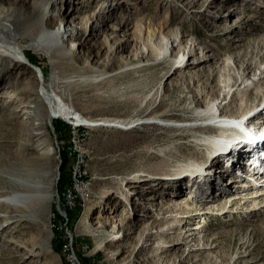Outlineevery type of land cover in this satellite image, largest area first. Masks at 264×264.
Masks as SVG:
<instances>
[{"label": "rangeland", "instance_id": "374dc122", "mask_svg": "<svg viewBox=\"0 0 264 264\" xmlns=\"http://www.w3.org/2000/svg\"><path fill=\"white\" fill-rule=\"evenodd\" d=\"M47 1L0 0L2 15L11 13L13 16V32L24 55L27 59L28 54L32 55L47 66V74L43 75L42 82L37 78L35 69L24 63L9 75L0 71V173L4 175L3 178L29 173L33 180L42 183L47 194L37 219L31 215L25 217L27 221L14 217L9 220L12 224L4 227L6 212L0 208V264H65V258L70 264H77V260L84 264L78 256L88 258V264H264V205L261 206L264 201L262 203L261 198L256 201L257 211L252 214H248V210L254 207L250 202L244 207L240 204L228 207L230 199L239 195L236 192L240 189L236 186V189L227 191V194H233L228 198L216 192L213 193L216 197L208 199V195L201 193L204 188L194 189V198L198 196L196 202L191 209L179 213L173 206L166 208V202L162 203L172 197H169L168 191H164L166 186L174 193H186L197 182L203 187L213 182L216 186H226L229 173L217 171V175H214L205 171L201 178H196L194 171L203 168L200 161L189 169L176 167L175 161L171 163L174 160L171 154H180L181 151L191 154L195 150V147H191L195 142L194 137L210 130L203 128L202 124L191 123L194 120L190 119L197 117L195 105L201 108L212 98L211 90L215 89L216 84L212 77L221 84L229 73L233 80L235 77L240 82L242 68L247 63H253V67L256 61L264 60V47H261L263 44L260 40L264 35V0H135L137 4L134 5L128 1L115 4L116 0H109L112 2L109 10L101 13H98L97 7L99 0H61L56 5H49L50 14L45 20V27L52 29L62 20L70 22L75 18L77 25L82 27L81 31H85L92 17L105 22L106 27L88 41L84 37L64 39V48H71L69 45L75 39L80 43L79 48L74 45L73 50L62 55L53 47L51 58L42 52V46L40 50L28 45L30 36L34 38L39 29L38 20ZM57 6L61 12L53 15ZM145 15L152 19L153 24L166 19L167 30L178 33L179 43L173 47L171 56L174 61L171 63L166 57L153 68L140 65L133 72L126 69L127 66L143 64L155 57L154 51L148 50L151 45L143 29ZM107 26H114L116 31L112 33ZM25 32H29L30 36ZM122 36L133 39L137 45L135 47H140L144 53L135 58L130 54L131 47L118 54L110 52L114 47V37ZM151 42L155 43L156 40ZM183 46H187L183 60L188 59V64L172 72V64L181 59V53H176ZM108 54L113 61L104 68L102 61ZM217 58L228 59V62L231 60V68L227 70ZM262 67L264 69V65ZM249 69L251 80L248 82L252 85L259 74L257 70L258 75L254 77ZM16 74L19 82L22 83L23 79L30 81V88L26 92H16L15 98L10 100L4 96L5 92L15 89L9 84ZM199 74L202 78L194 82ZM228 78L226 82L232 83V79ZM42 84L58 97L56 99L61 97L78 116L85 119L131 121L148 113L162 118L159 114L167 112L172 115L171 123L174 125L161 124L164 119L160 118L154 123L132 124L122 129L83 125L75 131L73 125H69L68 134H57L53 121L48 122L45 104H42L37 92ZM238 89L246 91L239 97L252 99L258 89L264 90V78L254 85L251 92L243 84ZM232 90L234 88L226 97L229 100L226 104V100L221 105V99L217 101L218 109L214 110L217 118L226 119L228 110L242 109L239 100H230ZM222 91L226 93L228 88ZM263 99L259 98L256 102L257 108L264 103ZM55 120L68 122L60 117ZM255 120L247 123L259 125V120ZM228 122L230 128L240 126L233 119ZM196 123L199 124L200 120ZM225 132L228 131L225 129ZM247 139L243 138L232 148L223 147L220 150L227 152L231 149L234 154L237 151L235 148L241 145L244 152ZM73 140H76L75 149L79 153L77 161L82 159L85 163L88 182L87 186H80V197L76 199V204L79 203L81 211L72 225L73 230H70L66 227L70 210L61 205L57 188L62 151L74 162L75 151H70L74 149L71 144ZM220 150L213 153L214 158L210 159L209 165L214 167L212 163L217 159L224 161V167L236 171L233 165L240 162L242 152L229 160L228 154L219 155L223 152ZM205 154L201 152V160L207 159ZM164 157L169 158L170 163H165ZM162 161L165 163L161 167L163 169L178 168L176 183L163 181L152 192L151 187H147L148 180L134 182V175L149 178L147 174L156 171ZM208 171L212 172L210 169ZM3 178H0V190L10 191L8 182ZM185 178L192 179L190 186L183 183ZM240 188L244 189L242 186ZM121 192L125 195L123 199ZM252 192L246 196H251ZM239 200L241 202L243 197ZM208 201L215 206L214 213L209 211V205L206 206ZM57 202L65 213H59ZM224 207L227 209L225 212ZM54 210L63 218L62 226L66 232V243L61 253L53 250L52 242L57 228L54 225ZM206 210L209 212L204 213ZM192 214V219H187ZM167 217L171 218L168 225L163 222ZM119 220L125 224L123 227L119 226ZM152 221L154 225H151ZM81 223L87 226L86 229H93L95 234L87 231ZM172 224L174 228L165 230L164 234L161 232ZM193 225L197 227L191 230ZM43 227H48L49 231L42 232ZM147 233L151 234L149 238ZM98 242H101V246L96 247ZM152 254L153 257L150 256Z\"/></svg>", "mask_w": 264, "mask_h": 264}, {"label": "bare ground", "instance_id": "6f19581e", "mask_svg": "<svg viewBox=\"0 0 264 264\" xmlns=\"http://www.w3.org/2000/svg\"><path fill=\"white\" fill-rule=\"evenodd\" d=\"M58 1L60 2L61 0H48L47 3L45 4V6L43 7V11L40 14V18L38 20L39 29L37 30L34 38H32L30 36L29 32L24 33L26 35H29L31 38V42L28 45L31 47L36 46L39 49L42 46L43 47L42 52L45 53L46 55H48L49 58H51L50 55H51V50L53 49V47H56L57 52L59 54H62V55L68 54L69 51L73 50L75 47L79 48L78 45L80 43L77 42L76 39L73 41V43H71V45H69L71 48H64V45H63L64 39H66V38H77V39H79V37H82V38L84 37V40L88 41L90 38L97 36L100 33H102L106 27L105 22H103L102 20H96L93 17H92V20L89 24V28L85 29V31L84 30L81 31L82 27L77 25V23L75 22V18L73 20L71 19L70 22H68V21L62 22L63 21L62 20L56 25V27H54L52 29L45 27V20L50 14L48 7L50 4L56 5V3H58ZM122 1H128L129 4H133V5L137 4L135 0H133L135 2H133L132 0H116L115 4L121 3ZM111 4H112V2H110L109 0H99V4L97 5V7L99 8L98 13L105 12V11L109 10V7L111 6ZM115 4H113V5H115ZM60 12H61V8H58V6H57V9H55V11L53 12V15H56V14L58 15V14H60ZM12 19H13V16L11 13H7V15H5V14L2 15L1 10H0V71H2V73H4L5 75H9L10 73H12V71L16 67L21 66V64H23L25 59L27 58V56L24 55L23 49H21L17 43L16 34H14V32H13V27H15V26H14V23L11 22ZM143 21H144L143 29H145V32L147 33V36L150 40L149 45H151L148 50L154 51L155 57H154V59H152V61H146L143 64H139V65L132 64L130 66H127L126 69H130L133 72L137 71L138 68L140 67V65H141V67L147 66L149 68H153V67H155V65H157L160 62L161 59H164L166 57H169V60L171 63V61H174L173 60L174 57L171 56V53L173 51V47L175 46V44L179 43L178 33H174L171 30H167L168 29L167 28L168 27V21L166 19H163L162 21H159L156 24H153L152 19L145 15ZM123 25H124V23H123ZM30 26H32V24ZM107 27H109L113 31L112 33H114L116 31V29L113 28L114 26H107ZM25 31H27V29H25ZM263 36H262V38L260 37L261 38L260 40H262V44H263L261 47H264V37ZM151 40H153V41L156 40L155 43L159 44V47L157 48L156 44L154 42H151ZM256 40L258 41V39H256ZM133 41L134 40L130 39L129 37H125V38L123 36L122 37H114V47H112L113 51L110 49L111 50L110 52H112V53L114 52L115 54H118V53H121L122 51L127 50L129 47H131V52H130L131 56L138 58L139 55H142L144 53V50L141 49L140 47L139 48L135 47L137 45H135V42L133 43ZM74 45H75V47H74ZM186 47L187 46L181 47L180 50L178 51V53H176V55L181 53V59L179 62H174L172 64L171 68L172 67L174 68L172 70V72H174L178 68H184L187 66L188 59H187V61L183 60L185 57ZM212 49H213V47H212ZM260 49L262 50V48H260ZM220 60H221L222 66L226 67L227 70H229L231 68V66H230L231 60L228 62V59H224V58L218 59V61H220ZM112 61H113L112 56L110 58L109 54L106 55V57L102 61V62H104L103 63L104 68H107L109 65H111ZM250 63H247L242 68V74L243 75H240V78H241L240 82H238V78H235V77L233 80V78H231L229 76V73H227V75L229 78L232 79V83L226 82V80L228 78L227 77V78H224L223 83L219 84V81L215 80V78L212 77V81H214V84L216 83L215 89L211 90V91H213L211 93L212 98L209 99V101H207L204 106H201V108H200V105H195V108L197 109V113L195 115H197V117H199V118L194 117V118L190 119V120H194V122L191 121V123H196V122H198V120H200V124H202V127L210 129L209 130L210 133H213V134H210L208 131L205 134L201 133L200 135L195 136L193 139L195 142H193V144L191 145V147H195V150L193 152L191 151V154H188V153L184 154L182 151L180 152V154H176V152H175V153L171 154V158L174 159L173 161H171L169 158H165V157L163 160L165 163H170V161H171V163H174V161H175L176 167L182 166V167H188V169L190 167H193V165L196 164V162L200 161L199 164H203L202 165L203 168L200 169L199 171H196L198 173L196 175V178H199V177L201 178V176L204 174L205 171H206V173L210 172L214 175H217V173H216L217 171H220L223 173H229L228 179L226 181L224 180L226 186H224V187H222V186L220 187V185L216 186L215 182H213L211 184H205V182H206V180H205L204 187L199 185V183L197 182L198 184L197 183H195V185L193 184L194 186L192 187V190H190V188H188L186 193L185 192L182 193V191L175 192V193L171 192L169 190V188L166 186L164 191H168L170 193L169 197H171V196L172 197L169 200H165L164 202L161 201L163 204L166 202L167 205L164 207H166V208L170 207L171 208L173 206L175 209V208H181L180 205H182V208L185 210L191 209V206L193 203H192V199L190 200L188 198L189 195L192 194V191H194V189L201 190L203 188L205 190H202L201 193L203 195H208V199H212V198L216 197L213 194L216 192L218 193V195H220L222 197H224V196L226 198L232 197L233 194L229 195V194H227V191L229 192V191H232L231 189H236V188L240 189V190H237V192H236L239 195L233 196L230 199V201L228 200L229 201L228 207L231 208L236 204L237 205H239V204L243 205V207H244V205H248L247 203H249V202L253 203L254 207H251L248 210V214H252V213H254V211H257V208H255L257 200H259L261 198L262 199L261 202L263 203V201H264V183H262V182L251 183L249 190L241 189L240 187L245 185L246 183H241V182L237 183V181L239 182V180H237V179L240 178V174L232 171L233 169L231 167L230 168L224 167V165H223L224 161H218L217 159H215L214 163H212V164H214V167L209 165L211 163L210 159L214 158V157H212L214 152L219 151L223 147L232 148V147L236 146L237 144H239V142L241 140H243V138H248L244 144V148H245L244 152H242V150H239V151H235L233 154L232 150L230 149L227 152H224V151L221 152L219 155H221V154L223 155V153H226L228 155H226V154H224V155H226L227 159L230 160V159H234V157H235L234 155H238L240 152H242L239 155L240 157L237 156V157H239L240 162L234 163L233 166L235 168H238L239 170H245L247 168H251L252 170H254L256 172L254 178L258 177L257 174H261V176L262 175L264 176V173L258 171V169H262V170H264V169L263 168L256 169L257 167L252 162V161L264 162V155H262V153H261V151H264V138H263L264 137V135H263V131H264V111L263 110H264V107L261 106L260 108H256V105H257L256 102L259 100V98H261V99L264 98V90L258 89L255 92V95H254L255 97L252 99L248 98V99L244 100L242 97L238 96L239 94L246 93V91H244V92L239 91L238 87L241 84H243V87L246 88V90H249L251 92L252 91L251 89L254 87V85L259 84L260 81L262 80V78H264V69H262L263 68L262 65H264V60L256 61L255 64L253 65V67H252L253 63H251V64ZM239 69H240V66H239L238 70ZM248 69L253 71L252 74L254 77L259 74L258 76H256V77H258V80L253 81L252 85H250L248 82L249 80H251V78L248 76L249 75L248 73L250 72V71H248ZM257 70H258V74L256 73ZM197 76L198 77L195 78L194 82L195 81L198 82L202 78L201 74H199ZM18 78H19L18 74L11 77L9 86H13L15 89L13 91L11 90L10 92H5L6 94L4 97L9 98L11 100V99L15 98L14 95L16 92H26V90H28L30 88V81L23 79L22 80L23 82L21 83L18 81ZM37 78H38V76H37ZM84 79L87 81L89 80L88 78H84ZM251 86H252V88H251ZM226 88H228V92L224 93L222 91V89H226ZM233 88H234V90H232L233 92L230 96V100L233 98L235 100L236 99L239 100V106H241L242 109H239L238 111H232V112H229V110H228V112H227L228 114L226 113L228 116H226V117H228L230 119H228V118H226V119L217 118L215 116V112H214V110L218 107L217 101L219 99H221L219 101V105H221V102L226 100V97L229 95L230 90ZM37 92H38V95L41 99L42 104L43 103L45 104L46 113H48V115H47L48 120L51 119V121H53V119L60 117L62 119H65L68 122L75 123V124H72L73 125L72 128H74L75 131L78 127L83 126V125H87V126L100 125V126H106V127L111 126V127H116V128L122 129V127L131 126L132 124H140L141 125L142 123H154V121L156 119L161 118V117H155L154 115H151L150 113H148L145 116H141V117L137 118L136 120H131V121H125V120H121V119H110V118H108V119H105V118L87 119L86 118L85 119L81 116H78L72 110V108L70 106H68L63 101V99L61 97H60V99H56L58 97H56L55 94H53L50 90H48L43 84H42L41 88L37 90ZM221 94H222V97H221ZM228 101L229 100H226L224 104H226V102H228ZM256 109H258V110H256ZM14 110H16L15 107H14ZM254 110H256V111L254 112V114H252V112ZM261 111H263L262 114L259 117H257L259 112H261ZM159 115H162L161 119H164L163 123H161V124L170 125V127L174 125L173 123H171L173 121L171 120L172 115L170 113L162 112ZM231 119H233L234 122H236V123L239 122L240 126L238 125V127H234V128L228 127V125L230 123V122H228V120H231ZM252 119L253 120L258 119L260 124L253 126L255 124L256 120L252 122L253 125L248 124L249 121ZM205 122H208V125L206 124V126H205ZM212 122H216V123L214 125H212L211 124ZM203 124H204V126H203ZM225 129L228 132H225ZM245 133H247L245 137L239 138V136L244 135ZM255 135H257L256 139L259 140L258 142L256 140V143H255L256 146L253 144ZM257 144H258L259 148H261V149L257 148ZM203 151L206 153L205 154L207 157L206 160L200 159L201 152H203ZM164 153H165V151H164ZM70 154H71V152H69V155ZM223 159H221V160H223ZM163 161L161 162V164L159 163L160 165L158 164L156 171L147 174L150 176L149 178L142 177L143 175H138V176L134 175V178H135L134 182L141 183V181H143V180H148L149 185L147 187H151L150 191H152V192L155 191L156 189H158L159 183H161L163 181L164 182H168V181H173V182L176 181L177 182L178 180L175 178H178L177 177L178 175L176 173V170L178 168H175L173 170H171L169 168L163 169L164 167L161 168L163 166V164H165V163H163ZM77 169H78L79 175H86L85 163H84V161H82V159L77 161ZM208 169L212 170V172L208 171ZM194 173H195V171H194ZM3 177H4V175H1V173H0V178L2 179ZM155 178H156V180H155ZM3 179H5V181L8 182L9 187H10V191L0 190V208H4L5 212H6L5 213V221L6 222L4 224V227H7V226L9 227V225L12 224V222H9V220L13 219L14 217H19L21 220H23V219L26 220L25 217L31 215V216L36 217V219H37V217L39 215V210L42 209L41 203L45 201V198L47 196V194L45 193V191L43 189L42 183L38 180H33L29 173H28V175H22L21 174L19 176L17 175V176H12V177L5 176V178H3ZM190 180L191 179L185 178L183 183H185V184L190 183V185H191L192 183L190 182ZM215 181L217 182L218 179H215ZM232 182H234V183L236 182L237 184H232ZM235 185H236V188L234 187ZM207 189H209L210 191L207 192ZM80 190H81V187H80ZM252 190H253V192H252L253 194H251V196H246V194L250 193ZM79 192L80 191H78V193ZM120 194H121V199L125 198V195L123 194V192H121ZM241 194L242 195L244 194V195L242 196ZM78 196L80 197V193L76 196V199L78 198ZM241 197H243V200L241 202H239L241 200V199L239 200V198H241ZM150 198H152V197H150ZM208 205L210 206L209 211L213 212L215 210V206L211 203V201H208L206 206H208ZM262 205H264V204H261V206ZM209 211L206 210V211H204V213H208ZM225 211H227L226 208H225L224 212ZM184 212H186V211H184ZM195 214H199V212H195ZM174 216H176V215H174ZM192 217H193V214L191 216H187V219L191 220ZM169 221H171V218L167 217L165 219V221H163V222L165 224H167V223L169 224ZM181 221H183V220H181ZM153 222L154 221L151 222V225H154V224H152ZM119 223H120V225L119 224L118 225L121 227H123L125 225L124 223H122V220H119ZM176 223H177V221H176ZM81 225L84 226L86 229L87 226L83 225V223H81ZM196 227H197V225L191 226V230H193ZM171 228H174L173 224L171 226H168L167 229H162L161 232L164 234L165 230H169ZM177 228H178V225H176L175 230H177ZM42 230H43L42 232L49 231V228L43 227ZM86 230L90 231V233L95 232L93 229H90V228H87ZM115 233H116V231H115ZM193 233H189V234H193ZM150 235H151L150 233L146 234V236L148 238ZM177 238H179V237H177ZM177 238H175V239H177ZM99 246H101V242H98L96 245V247H99ZM150 256L153 257V254Z\"/></svg>", "mask_w": 264, "mask_h": 264}, {"label": "trees", "instance_id": "16d2710c", "mask_svg": "<svg viewBox=\"0 0 264 264\" xmlns=\"http://www.w3.org/2000/svg\"><path fill=\"white\" fill-rule=\"evenodd\" d=\"M28 59L30 60V62L34 63L35 65H37L38 67H40L41 71L43 72V75L47 74V66H45L43 63H40L38 60H36V58H33L32 55L28 54ZM55 120V119H54ZM53 120V127L54 129H56L57 134L58 133H65L68 134L70 129H69V124L64 123L61 120ZM59 138V137H58ZM61 167H60V179H59V184H58V188H57V192L60 196L61 199V190L64 186L70 184V168H71V163L72 161H70V158L67 156V153L62 151V155H61ZM70 210V215H69V220L67 222L66 227L69 228L70 230H73V224L76 222V220L79 217L80 214V206L79 203L76 204L73 208L69 209ZM69 213V211H68ZM54 214V225L55 227H57L55 230V239H53V250L61 253L63 252V246L66 243V232L64 230V226H62V221L63 218L61 217V215L54 210L53 211ZM61 229V230H59ZM87 240H89V238H85ZM79 260H81L84 264H88V258L82 257V256H78ZM64 259V256H63ZM65 264H70V261L67 260L66 258L64 259Z\"/></svg>", "mask_w": 264, "mask_h": 264}, {"label": "built area", "instance_id": "2783aa9c", "mask_svg": "<svg viewBox=\"0 0 264 264\" xmlns=\"http://www.w3.org/2000/svg\"><path fill=\"white\" fill-rule=\"evenodd\" d=\"M69 125L75 124L72 122H67ZM77 140V139H76ZM76 140L71 141V144L73 145L74 149L70 151H75V159L74 162L71 163L70 168V177L71 181L69 185H66L61 190V205L64 208L71 209L76 205V196L79 194L78 191H80V186H87L88 179L86 175H79L78 169H77V157L79 156V153L76 151ZM77 152V153H76ZM60 198V196H59Z\"/></svg>", "mask_w": 264, "mask_h": 264}, {"label": "water", "instance_id": "95a60500", "mask_svg": "<svg viewBox=\"0 0 264 264\" xmlns=\"http://www.w3.org/2000/svg\"><path fill=\"white\" fill-rule=\"evenodd\" d=\"M24 64H27V65H30L33 69H35V71H36V74H37V76H38V78H39V81H41L42 82V77H43V75H42V73H41V69L37 66V65H33L27 58L25 59V61H24ZM261 106L262 107H264V103L263 104H261ZM257 108V107H256ZM256 110H258V109H256ZM256 110H254L253 112H252V114H254V112L256 111ZM48 122H51V119H49L48 120ZM59 173V172H58ZM57 173V174H58ZM57 181H58V175H57ZM58 198V197H57ZM58 200V199H57ZM57 204V206H56V208H57V210L59 211V213H65V211L64 210H61L60 209V206H59V203L57 202L56 203ZM76 263L78 264H80V262H78V260L76 261Z\"/></svg>", "mask_w": 264, "mask_h": 264}]
</instances>
